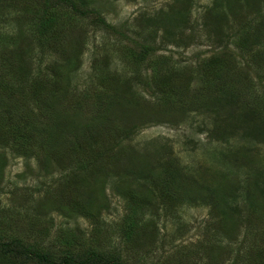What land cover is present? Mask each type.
<instances>
[{
  "label": "rangeland",
  "instance_id": "obj_1",
  "mask_svg": "<svg viewBox=\"0 0 264 264\" xmlns=\"http://www.w3.org/2000/svg\"><path fill=\"white\" fill-rule=\"evenodd\" d=\"M93 1L94 5L102 9L103 16L110 24L119 26L126 23L123 29L128 35L127 39L120 40L119 44L117 34L102 29L94 23L92 18L83 19L70 7H56L52 22L47 27L49 38L45 46L33 42L24 47L26 51H23L24 54L21 53V55L13 52L11 46L0 47V82L2 81L6 86L1 91L0 108L5 104L4 96L14 88V85L9 83V78L5 77V73L9 70L17 71L25 60L32 72L36 71L40 63L45 69H51L52 64L60 65L59 69H62L63 77H68L74 70L69 80L62 79L65 88L63 92L57 94L53 103L58 110L57 120L66 125H61L66 131L56 145V150H59L56 158L43 163L35 157L25 158L9 148L2 150L7 154V158H4L6 164L0 171L1 228L12 233L19 229L23 232L28 225L22 212L33 209V206L37 204L41 209L45 208L43 217L48 219L53 230L49 239L58 234L57 230L62 225L64 228L83 230L84 239L94 246L100 244L110 248L117 245L125 257L129 258L132 255L140 257L142 252H135L136 246L124 243L121 231L122 220H125L124 217L129 213V193L144 191V187L140 186L139 180H135L134 177L149 174L152 179L158 176L159 181L167 176V172L163 169L164 161L166 160V164H169L176 159L180 164L179 168L174 169H179L176 174L178 184L181 186L179 195L180 197L185 195V198L191 199L194 204L183 203L176 210V217H164L160 213L163 220L161 235L170 234L174 237L176 236L174 232L178 228L182 230L177 232V235L183 234L178 235L174 242L170 241V236L165 237V247L155 248L154 253L148 256L147 263L154 264L156 261L170 258L173 264H245L244 261L233 263L232 245L227 244L226 237H222L225 246L218 253L207 252L205 248L199 247L206 239V230L212 232L214 228L222 224L219 222L220 214L218 212L211 214L210 205L203 201L207 192L214 190L221 194L226 189L234 190L240 198L242 212L241 220L238 219L240 230L237 229L234 237L237 236L240 240L243 238L242 220L245 214L243 210L245 211L244 205L248 206L243 194L248 187L253 192L254 200L259 198L260 189L257 186L253 189L249 187L250 181L255 179L252 177L254 174L249 176V172L256 166L264 165V140L243 136L244 128L238 119L232 118L230 110H234V114H242L245 109L252 107L260 112L264 120V100L257 99L264 96V79L261 80L256 71L248 68L247 65L244 66L250 69L249 72L245 69L248 74H242L243 71L238 73L241 68H236V65L243 60L239 55L237 59L230 60L225 66L226 69H223L227 75L229 74L223 81L229 87L239 91V100L217 108L218 89L216 88H220L224 83L220 81L217 87H212L215 89L210 90L204 79L192 78L191 93L188 97L196 93L198 99H203L202 101L211 100V106L214 105L213 111L183 113L178 106L169 108L163 104L159 105L157 99L150 95L151 90L146 88L145 77L151 76L150 65L163 55H170L171 62L176 68L195 67L196 63L208 58L216 46L211 42L212 32L209 33L210 30L202 25L204 18L209 14L228 12L230 25H232L230 29L238 30L244 20L241 16L250 12V4L247 0ZM24 3L25 0H16L18 7ZM184 5L191 8V23L184 28V34L176 35L177 40L182 36L181 45L175 46L170 42L161 43L162 49L153 51L145 65L137 64L136 67L133 62V48L136 49L133 41H141L149 37L152 39L157 32L156 39L159 44L164 31L157 26L144 25L141 18L144 17L148 21L149 18L158 17L160 14L158 12H163L169 6ZM19 8L22 9V7ZM32 9L36 10L33 7ZM31 16L34 17V14L25 9L20 15L11 13L3 24L4 29L13 32L17 26L23 24L26 26ZM253 28L259 36V41H256L259 43L257 49L262 53L259 56H262L264 60V26L263 29L257 26ZM82 42L84 49L77 57L73 50ZM232 48L234 49L235 46L233 45ZM236 53L241 54V51ZM67 55L72 59H67ZM107 58H109L108 73H118L120 80L117 79L116 84L113 85L114 78L111 77L105 84H96L95 74L99 72L97 69L104 66L102 61ZM137 68L141 71L140 77L133 76V69ZM127 81L133 86L132 90L136 91V94L135 100L126 104L119 94L121 91L119 87ZM86 89L92 93L98 89L106 90L109 96L116 95L117 100L122 99L121 104H117L116 101L104 109L103 116L109 114L108 123L99 124L98 122L102 114L99 113L102 111L101 107L98 109V119L93 117L95 112L97 113L96 107L92 106L93 99H79L78 95ZM15 102L18 103L15 110L22 109L24 101L16 100ZM243 104L245 107L242 106ZM53 114L54 112L50 116ZM215 119L223 125L226 122L224 127L230 123L234 133L229 138L212 135L211 128L215 125ZM87 122L90 125H86ZM77 128H83L85 133L94 134L96 140L100 141L97 143L98 150L112 146V158H98L99 162L96 166L100 167L99 170L92 172L93 170L80 167L82 162L91 158L88 152L78 151L76 146L74 147L72 138ZM129 129L133 130L126 136L125 133ZM167 148L170 150H166ZM248 160L254 162L250 161L247 164ZM71 170L76 171L75 177L78 183L86 175L89 182L94 185L92 188L95 211L106 223L103 226L105 231L95 228L92 219L88 216L79 214L68 216L69 205L64 202L54 204L57 198L53 193L52 195L47 193L49 189L71 191L68 175L65 176V173ZM84 191H86L85 194L88 193V190ZM250 202H253L252 199ZM258 231L260 234L254 237L249 235L242 245H252L253 241L264 242L262 241L264 233L262 234L260 229ZM188 250H196V254L188 258L185 255ZM248 250L250 246L246 248V251Z\"/></svg>",
  "mask_w": 264,
  "mask_h": 264
},
{
  "label": "trees",
  "instance_id": "obj_2",
  "mask_svg": "<svg viewBox=\"0 0 264 264\" xmlns=\"http://www.w3.org/2000/svg\"><path fill=\"white\" fill-rule=\"evenodd\" d=\"M38 2V3H37ZM93 0H25V3L20 9L16 5V0H0V47L11 46V50L15 53L24 54L25 46L36 42L40 46H45L48 40L47 27L51 24L53 19V11L56 7H70L81 18H92L94 23L101 26L102 29L117 34L118 43L120 40L127 39L123 27L126 23L119 26L110 24L103 16V11L100 7L93 4ZM250 12L244 14L243 24L238 30H231L230 14L228 12H219L216 14H209L204 18L202 25L207 27L211 33L212 45L216 48L208 58L196 63L195 67L184 66L183 68H176L171 62L170 55H163L153 62L150 66L151 76L145 77L146 88L150 89V95L155 97L160 104L166 107H180L183 113L188 111H197L199 113L204 111H213L211 106L212 101L206 102L198 99L196 93H192V97H188L191 93L192 78L204 79L208 84L210 90L215 89L222 81L225 87L221 86L216 95V106L222 108L226 104H232L239 100L240 94L237 89L229 87L223 81L227 75L223 71L225 66L230 60L237 59V56L243 59L242 63H237L236 68H241L238 73L243 71L242 74H248L252 68L256 71L257 75L264 79V60L262 53L257 49L259 43V36L254 32V26H264V0H252L249 2ZM27 5V6H26ZM26 6V8H25ZM36 8V10L32 9ZM32 12L34 17L31 16L29 23L17 26L13 32H8L4 29V22L7 17L15 14H21L22 10ZM11 12V13H10ZM158 17L148 19L142 17L141 21L144 25L157 26L163 28L160 43L157 44V32L154 36L143 40H134L133 48V62L145 65L148 58L153 51L162 49L161 43H173L175 46H180L182 36L177 40L176 35L184 34V28L191 23V8L190 6H169ZM254 13V14H252ZM252 16L250 17V15ZM18 17V16H17ZM147 21V24H146ZM6 23V22H5ZM3 27V28H1ZM230 30L229 32L227 30ZM14 44V47L12 45ZM235 46L233 49L232 46ZM84 49V43H79L74 47L73 53L78 57ZM136 51V52H135ZM241 51V54L236 52ZM18 54V55H19ZM73 57V55H72ZM67 59H72L68 55ZM79 60V59H78ZM104 66L96 69L99 71L95 74L96 84L102 85L107 83V80L113 77V85L116 84L117 79L120 80L119 74L108 73L107 64L109 58L102 61ZM150 63V62H149ZM102 65V64H100ZM244 65H247L244 66ZM19 66V65H18ZM60 65L52 64L50 68H43L42 64H38L36 71L32 72L27 65L26 60L22 66L17 68V71L12 72L9 70L5 73V77L9 78V83L14 87L6 96H4L5 104L0 108V171L6 164L5 151L3 148H9L16 153L24 156L25 158L35 157L43 163L50 162L59 153L56 150L57 143L63 138L66 129L64 123H61L56 118L55 98L59 92H63L64 85L62 79H70L74 70H72L68 77H63ZM226 69V68H225ZM259 69H262L261 71ZM231 70V69H230ZM229 70V72H231ZM134 77H140L141 71L139 68L133 69ZM66 75V74H65ZM64 75V76H65ZM140 75V76H139ZM229 75V74H228ZM227 75V76H228ZM132 81V80H129ZM129 81L119 87L121 90L119 94L123 97L124 103H129L135 100L134 96L136 91H133V86ZM16 85V86H15ZM6 86L0 82V95L1 91ZM220 90V91H219ZM133 93H128V92ZM65 93V92H64ZM79 93V92H77ZM128 96L126 98V94ZM79 99L88 98L92 100V106L96 107L97 113L93 117L98 119L99 124H106L109 122V114H104V109L113 105L121 104L122 99L117 100L116 95L109 96L106 90L98 89L93 93L86 89L81 92ZM264 100V96L257 98ZM16 100H23L24 105L22 109L15 110L18 103ZM238 105V104H237ZM245 107V104L242 105ZM241 106V108H242ZM102 111L98 113V109ZM242 114H234V110H230L232 118L239 120L244 131L243 136L249 139H262L264 140V120L257 109L248 107ZM39 109V110H38ZM54 112L52 116H50ZM246 112V113H245ZM48 118V119H47ZM89 122L86 123V125ZM226 124V122H225ZM221 124L218 119H215V125L211 128V134L215 137L229 138L234 133L232 125L229 123L226 127ZM247 126L245 127V125ZM63 125V126H61ZM85 125V126H86ZM90 125V124H88ZM69 125H67L68 127ZM84 126V127H85ZM70 127V126H69ZM231 127L230 129H228ZM128 128V126L126 127ZM125 128V129H126ZM80 130V131H77ZM129 129L126 136L131 134ZM74 147L77 150L88 152L90 160L84 161L80 164L83 169L99 170L100 167L96 166L99 162L98 158H112V146H107L104 149L98 150L96 140L92 132L85 133L83 128L74 130ZM122 138V137H120ZM118 142V141H117ZM109 145V144H108ZM170 150L167 148L166 150ZM163 156V155H162ZM249 159V158H248ZM254 159V158H251ZM256 160V159H255ZM252 161L248 160L247 164ZM231 162V161H230ZM254 162V161H252ZM255 164L257 163L254 162ZM179 162H169L166 164L164 161V171L167 172L161 180H157L158 176L152 179L149 174L142 177H134L139 180L140 186L144 187L142 193H129L128 208L129 213L122 220L121 231L124 243L133 244L136 246L135 252H142L140 257L129 258L123 255L121 248L117 245L110 248H105L102 245L94 246L84 239L83 230H77L71 227H59L58 234L54 238H50L53 230L49 221L44 216L45 208H40L37 204L33 209L23 210V218L27 220V227L17 232H8L0 226V264H148V256L157 248L165 247V237L169 235H161V216L176 217V210L183 203L194 204L191 199H186L185 195L180 197L179 192L181 186L178 184V176L176 175L179 169ZM256 166V165H255ZM264 165L256 166L255 169H250L249 176L255 178L250 181L249 187L259 188L260 195L257 200L252 197L253 192L248 187L244 191V200L248 202L243 212V238L237 239L234 237L235 232L239 229V222L241 220L240 198L234 190L226 189L219 194L217 191H210L205 194L204 203L211 207V214L218 212L220 214L219 222L222 224L214 228L213 231L206 230L205 241L199 247L205 248L207 252H219L225 246L222 242V237L228 239L227 244L232 245L233 263L244 261L245 264H264V242L253 241L250 250L246 251L249 246L242 245L249 235L252 237L264 233ZM90 172V173H92ZM76 171L66 172L65 176L68 177L70 182L71 191H62L57 189H49L47 193L54 194L56 203H67L69 212L68 216L83 215L92 219L95 228L104 230L103 226L106 223L100 219L99 213L95 211V204L93 202L94 185L89 182L87 176L80 179V183L76 181ZM251 177V178H252ZM88 190V193L85 194ZM73 194V195H71ZM128 195V192H127ZM252 199V203L250 202ZM259 201V202H256ZM241 202V201H240ZM259 204L256 206L255 204ZM256 206V208H255ZM261 209V210H260ZM240 219V220H238ZM17 222V221H15ZM102 222V223H101ZM182 229L178 228L174 232L176 236H170V241L174 242L177 239V232ZM240 230V229H239ZM261 240V238H260ZM264 241V236L263 240ZM132 245V246H133ZM156 248V249H155ZM220 248V249H219ZM196 250H188L186 256L191 258ZM246 257V258H245ZM175 258V256H174ZM154 264H173V260L167 258L159 260Z\"/></svg>",
  "mask_w": 264,
  "mask_h": 264
}]
</instances>
